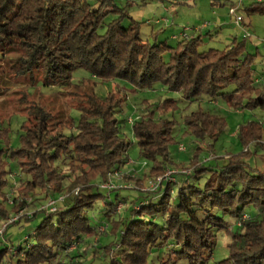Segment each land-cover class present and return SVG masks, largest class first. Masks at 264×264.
<instances>
[{
    "label": "trees",
    "instance_id": "16d2710c",
    "mask_svg": "<svg viewBox=\"0 0 264 264\" xmlns=\"http://www.w3.org/2000/svg\"><path fill=\"white\" fill-rule=\"evenodd\" d=\"M96 1L0 0V52L23 51L16 75L42 71L44 85L67 88L74 73L84 68L105 82L121 79L143 89L153 88L159 82L187 99L207 95L213 100L222 96L238 109H264V91L253 78L254 56L245 54L246 38H235L224 50L212 48L203 52L201 37L182 39L177 45L166 41L152 43L142 36L143 23L127 14L115 0ZM263 3L252 4L251 11L256 12L255 5ZM110 16L114 19L106 32L100 33ZM118 96L102 99L95 93L89 95L88 106L78 107L82 114L79 132L71 135L65 127L51 131L49 115L39 109L32 117L34 124L27 126L30 118L23 126L21 146L0 150L2 221L11 212L4 205L8 199L3 191L10 174L9 157L18 162L26 176L15 190L26 196L37 189L45 190L41 206L51 196L55 198L56 188L67 180L73 178V182L84 184L56 213L37 210L33 216L14 223L31 221L40 213L47 215L19 248L12 244L0 250V264H68L69 260L85 259L91 247L102 248L109 258L108 264H210L217 236L224 231L232 237L228 248L236 263L264 264V172L250 170L237 156L218 170L192 163L195 170L191 176L165 185L155 195L143 194L134 199L125 214L116 213L118 204L107 202L101 224L91 225L88 212L99 197H104L94 191L92 181H106L109 172L121 169L127 161L129 145L114 116L122 101ZM175 106L172 99L165 104V108ZM195 115L200 118L194 127L198 135L216 138L226 128L221 117L203 110ZM263 127L257 123L251 133L244 135V141L262 139ZM134 135L141 153L155 161L148 176L160 175L171 167L170 122L159 123L152 114L142 115L134 124ZM8 137L9 131L0 125V141ZM207 171L214 174L204 188L191 184ZM175 185L179 186L180 202L172 204L171 190ZM108 197L111 199V193ZM143 202L146 204L141 206ZM248 206H255L258 214L247 212ZM20 209H24L23 203L12 207L14 212ZM137 215L162 217L164 225L137 220ZM229 217L234 218L232 222ZM103 225H107L104 231L98 229ZM234 225L241 231H236ZM103 237L112 240L102 245ZM92 239L94 243L89 241ZM2 243L5 241L0 239ZM172 243L179 248H174L170 257L155 254Z\"/></svg>",
    "mask_w": 264,
    "mask_h": 264
},
{
    "label": "rangeland",
    "instance_id": "374dc122",
    "mask_svg": "<svg viewBox=\"0 0 264 264\" xmlns=\"http://www.w3.org/2000/svg\"><path fill=\"white\" fill-rule=\"evenodd\" d=\"M144 1L138 2L140 5L132 4L128 6V1L123 0L118 2V5L125 8L127 13L131 15L134 10L144 7L141 4ZM255 7H257L256 12L243 6L240 13L244 17L243 25L251 34L246 38L247 49L245 54L254 56L253 69L260 72L264 68L262 66L264 64V3L263 5H255ZM229 16L230 19L228 21H231L232 25L224 28V33L228 38L222 36V38L215 40L208 39V31L206 30L203 33L201 52L209 51L212 48L224 50L230 45V41L236 37L239 40H244L245 31L236 24L234 17ZM113 19L112 16L108 17L99 32L105 33L107 25ZM204 19L211 20L212 18ZM128 21L126 20V25ZM146 21L147 19H144L143 22L140 21L143 23L142 36L153 43L155 40L145 34L147 30ZM167 41L172 45H177L178 43L168 37ZM22 54L23 51L18 49L0 52V125L9 131L8 140L0 141V150H6L9 146L13 148L21 146V140L25 133L23 126L30 118L31 121L27 123V126L34 124L36 120L32 117L35 116L39 109L49 115L51 131L65 127V132L71 135L79 132L82 114L78 107L82 105L88 106L89 95L95 93L99 98L103 99L110 95L119 94V99L122 100L120 106L116 108L114 116L118 122L121 136L125 138L129 145L125 158L126 160L129 159L130 162L124 164L121 168L123 172L128 174H121L118 183H130L133 188L115 190L111 192V199H109L108 191L96 187L101 183L102 179H94L91 183V185L95 186L94 191L103 194L104 197H99L96 200L95 207L88 212L92 226L101 224L104 212L108 207L106 205L107 202H115V204H118L116 213L125 214L132 205L131 201L140 197L141 195L139 194L149 193V191L143 189L150 187V180L156 179L163 174L148 176V172L155 165V161L151 158H146L141 153L140 145L134 135V124L142 115L152 114L154 120L159 123L170 122L173 140L168 146V158L173 162L171 165L173 168H193L191 166L192 163H198L208 170H218L220 167L229 164L231 158L237 156L242 158L250 170L264 172V137L260 140L244 141V135L251 133L252 128L257 123L264 126V109L261 107L238 109L230 105L222 96L213 100L207 95L197 99H187L181 92L171 91L165 84L159 82L153 88L147 87V89L137 88L134 84L121 79L105 82L92 76L90 71L84 68L74 73L73 82L67 88L57 85L47 86L42 83V71H34L22 77L16 75L15 70L20 66ZM169 99L174 100L175 107L165 108V104ZM201 110L225 120L226 128L216 138L201 136L194 131V127H196L200 119L199 116L195 115V112ZM69 125L71 126L69 127ZM158 159L163 160L161 157H158ZM57 161V165H60L61 162ZM7 167L10 170V174H8V183L3 191L7 194L6 199H8V202L4 205L8 210H11L9 216H14V214L22 210L12 211V207L18 203H23L24 217L32 212L34 215L41 207L42 202L45 201V190L37 189L30 196L19 195L15 187L26 176L18 162L10 157ZM117 170L120 171V169ZM129 172L135 173V177ZM213 174V172L207 171L200 179H194L191 184L194 183L197 187L204 188L207 182L209 183L212 180ZM138 179H141L142 183L137 182ZM83 185L73 182V178L69 179L56 188L55 197L62 194H71L74 189L82 188ZM238 186L240 187V184ZM171 194L172 204L179 203V186L175 185L174 192ZM123 199L125 200L122 201ZM11 200L14 203H11ZM246 211L251 213V215H256L259 210L255 206H248ZM45 216H47L46 213H40L36 219L11 225L4 232V235H0V239L5 241V243L0 245V250L12 244L19 248L20 245L25 243L27 237L35 233ZM262 217H264V214H262ZM135 219L153 221L160 226L164 225L162 217L151 218L149 215H137ZM233 219L232 217L228 218L231 222ZM5 221L0 220V228ZM233 227L236 231H241L238 226L234 225ZM110 232L111 229L109 228ZM93 240L89 241L93 242ZM111 240L112 238L103 237L101 243L102 245H107ZM231 242L232 237L229 233L224 231L218 234L216 249L210 264H238L232 259L231 250L228 248ZM85 246L90 249L87 244ZM174 248L178 249L179 245L172 243L169 247L158 249L155 254L159 257L161 256V258H167L171 256ZM84 258H81V260L77 258L74 261L69 260L68 264H108L110 262L109 258L105 257L104 250L99 247H91Z\"/></svg>",
    "mask_w": 264,
    "mask_h": 264
},
{
    "label": "crops",
    "instance_id": "0c3cea01",
    "mask_svg": "<svg viewBox=\"0 0 264 264\" xmlns=\"http://www.w3.org/2000/svg\"><path fill=\"white\" fill-rule=\"evenodd\" d=\"M115 1L118 5V2L123 0ZM127 1L128 6L141 2V0ZM95 2L97 1L95 0ZM234 3H236V0H145L144 3H141L144 7L139 10H134V12H131L130 16L142 22L144 19H147V30L145 34L155 40L154 42H168L167 37L179 42L183 39L181 34L184 31L188 33L190 38L201 37L203 41V33L206 30L208 31V39L215 40L222 38V36L228 38L224 33V28L232 25L231 21L228 20L230 19V8ZM252 3V0H246L244 7L250 10L251 7L249 6H251ZM240 10L242 11V8ZM240 10L239 14H241ZM204 18L212 19L209 20ZM166 19L169 21L166 22ZM238 26L243 29L244 25ZM262 66L264 67V64ZM263 75L264 68L260 72L253 71L255 85H257L260 90L264 91ZM129 162L130 160L128 159L126 163ZM132 171L134 170L132 169ZM183 178L184 177L180 176L179 180H183ZM139 195L144 196L147 194Z\"/></svg>",
    "mask_w": 264,
    "mask_h": 264
},
{
    "label": "built area",
    "instance_id": "2783aa9c",
    "mask_svg": "<svg viewBox=\"0 0 264 264\" xmlns=\"http://www.w3.org/2000/svg\"><path fill=\"white\" fill-rule=\"evenodd\" d=\"M255 3H263L264 0H252ZM246 0H236V3H234L231 8H230V15L232 17L235 18V22L240 25L243 26V22H244V17L239 14V10L244 6ZM166 22H168L169 20L166 19ZM243 30L245 31V38H248L251 34L246 30L245 26H243ZM181 37L183 39H188L189 35L186 31H184L181 34ZM262 80H264V75L262 77ZM183 149V148H182ZM194 167H183V168H167L165 169V172L157 177L156 179L150 180V187L147 189H143V190H147L149 191V195H155L157 194L160 190H162L165 185H174L177 184L179 182V177L182 176L184 178H188L189 176H191L194 173ZM126 175L128 173L123 172V170L120 169L119 170H114L112 172H109L108 174V178L106 181L100 183V185L98 187H100L103 190L108 191L109 193L115 191V190H119V189H127V188H133L131 186L130 183H125V184H119L118 180L120 175ZM129 174H131L133 177H135V173H131L129 172ZM80 191V188H76L72 191L71 194H78ZM174 190H171V193H173ZM71 194H62L58 197H50L47 202L42 205L40 207L39 210H42L44 212H46L47 214H54L56 213L59 209L60 206L62 205L63 202H65L67 200V198L71 195ZM11 203H14L13 200H11ZM146 203H141V206L144 205ZM140 208V207H139ZM29 217L33 216V212L30 214H27ZM24 217V212L23 209L19 212L14 214V216H10L9 218H7V220L3 223L2 227L0 228V235H4L7 230V228L16 223L17 221H20L22 218ZM246 218V216H245ZM107 225H103L102 227H100L99 229L101 231H104L106 229Z\"/></svg>",
    "mask_w": 264,
    "mask_h": 264
}]
</instances>
